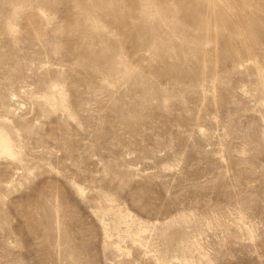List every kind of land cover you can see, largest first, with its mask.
Here are the masks:
<instances>
[{"label":"rangeland","instance_id":"374dc122","mask_svg":"<svg viewBox=\"0 0 264 264\" xmlns=\"http://www.w3.org/2000/svg\"><path fill=\"white\" fill-rule=\"evenodd\" d=\"M0 264H264V0H0Z\"/></svg>","mask_w":264,"mask_h":264},{"label":"bare ground","instance_id":"6f19581e","mask_svg":"<svg viewBox=\"0 0 264 264\" xmlns=\"http://www.w3.org/2000/svg\"><path fill=\"white\" fill-rule=\"evenodd\" d=\"M0 143L2 145V151L8 155H12L10 139L7 136L6 132L0 131Z\"/></svg>","mask_w":264,"mask_h":264}]
</instances>
